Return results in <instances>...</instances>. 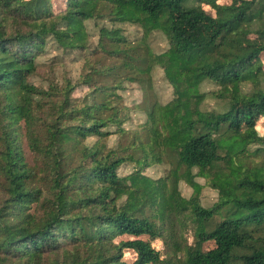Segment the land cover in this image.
<instances>
[{
  "label": "trees",
  "instance_id": "trees-1",
  "mask_svg": "<svg viewBox=\"0 0 264 264\" xmlns=\"http://www.w3.org/2000/svg\"><path fill=\"white\" fill-rule=\"evenodd\" d=\"M65 1L66 12L46 21L50 0H0V264H129L128 251L131 264H264V164H246L264 150V0ZM105 6L114 20L168 40L158 61L175 101L153 105L148 116L161 134L158 159L170 149L184 168L183 176L171 173L193 189L187 200L175 182L160 198L167 178L149 189L146 177L134 174L128 184L118 176L126 160L99 142L111 133L103 129L114 123L122 131L123 122L118 111L102 116L105 100L78 106L68 89L51 101L28 82L48 37L80 47L82 22ZM203 81L228 100L225 112L199 109ZM246 83L251 92L241 91ZM88 137L99 139L87 146ZM196 177L218 193L210 208L199 204ZM185 211L191 244L179 233Z\"/></svg>",
  "mask_w": 264,
  "mask_h": 264
},
{
  "label": "rangeland",
  "instance_id": "rangeland-1",
  "mask_svg": "<svg viewBox=\"0 0 264 264\" xmlns=\"http://www.w3.org/2000/svg\"><path fill=\"white\" fill-rule=\"evenodd\" d=\"M66 5L65 0H50L49 15L45 20L49 21L52 17L64 14L67 10ZM203 7L208 13H213L207 6ZM113 18L105 6L94 18L84 20L80 31L81 40L78 41L80 47L74 50L63 48L52 37H48L45 45L35 55L37 68L28 78V82L53 94L50 97L51 101L55 100L56 96L57 100H61V95L69 89L70 98L78 106L105 100L108 109L102 114L103 117H112L118 111L123 122L122 131L117 130L116 126L112 125L114 123H111L102 130L111 132L110 135L103 137L99 143L105 150H114L118 156L126 160L117 173L120 178H126L128 184L130 176L134 177V174H137L138 178L143 176L150 180L154 186H150L149 189L155 186L160 189L162 182L154 184V181L167 178L168 187L159 192H163L164 196L160 198L164 200L174 187L175 175L171 172L177 170L181 176L184 173V168L177 169L176 154L172 150H167L166 154L161 153L158 159L160 154L157 146L160 145L156 141L161 134L155 133L156 127L150 123L148 116L153 105H172L175 101L174 87L158 61V56L165 53L169 47L168 40L161 31L146 33L138 25L121 23ZM59 26L63 27L64 23H59ZM118 50L126 53L118 54ZM125 55L130 58H126ZM126 61L129 64L125 65ZM262 61L264 71V55ZM218 90V86L210 81L199 84L196 91L202 96L198 105L201 111L223 113L228 109V100L218 97ZM252 90L253 85L250 83L241 86L244 93ZM191 101L193 106L194 99ZM45 115L46 113L42 112V117ZM98 139L99 137H88L85 144L91 146ZM255 148L250 146L249 151H254ZM246 164L263 165L264 150L250 153ZM195 182L201 186L197 194L199 204L204 208L212 207L218 200L217 191L205 179L196 177ZM175 183L181 198L187 200L193 195V189L183 180ZM138 184L142 187L143 181H138ZM124 199L125 197L122 198ZM145 200V215L151 217L154 214V206L150 204L148 197ZM179 219L185 225V229L179 230V233H182L191 244L192 222L189 212L185 211ZM210 225L212 227L213 223ZM152 247L161 253L164 250L159 240L153 241ZM123 260L131 264L134 261L133 252H125Z\"/></svg>",
  "mask_w": 264,
  "mask_h": 264
}]
</instances>
